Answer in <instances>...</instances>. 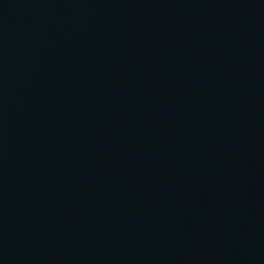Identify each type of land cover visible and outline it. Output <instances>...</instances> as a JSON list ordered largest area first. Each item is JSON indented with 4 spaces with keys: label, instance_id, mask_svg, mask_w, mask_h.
<instances>
[{
    "label": "water",
    "instance_id": "water-1",
    "mask_svg": "<svg viewBox=\"0 0 264 264\" xmlns=\"http://www.w3.org/2000/svg\"><path fill=\"white\" fill-rule=\"evenodd\" d=\"M0 264H264V0H0Z\"/></svg>",
    "mask_w": 264,
    "mask_h": 264
}]
</instances>
